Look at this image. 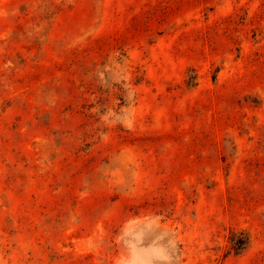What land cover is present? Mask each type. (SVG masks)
Listing matches in <instances>:
<instances>
[{"label": "rangeland", "instance_id": "374dc122", "mask_svg": "<svg viewBox=\"0 0 264 264\" xmlns=\"http://www.w3.org/2000/svg\"><path fill=\"white\" fill-rule=\"evenodd\" d=\"M0 264H264V0H0Z\"/></svg>", "mask_w": 264, "mask_h": 264}]
</instances>
